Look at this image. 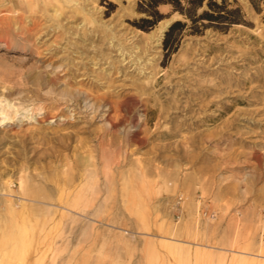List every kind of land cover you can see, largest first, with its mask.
Masks as SVG:
<instances>
[{
    "label": "rangeland",
    "instance_id": "rangeland-1",
    "mask_svg": "<svg viewBox=\"0 0 264 264\" xmlns=\"http://www.w3.org/2000/svg\"><path fill=\"white\" fill-rule=\"evenodd\" d=\"M236 2L163 49L168 5L0 0V264H264V0Z\"/></svg>",
    "mask_w": 264,
    "mask_h": 264
},
{
    "label": "trees",
    "instance_id": "trees-1",
    "mask_svg": "<svg viewBox=\"0 0 264 264\" xmlns=\"http://www.w3.org/2000/svg\"><path fill=\"white\" fill-rule=\"evenodd\" d=\"M248 2L258 9V0ZM159 5H168L169 13H177L182 18L173 20L164 32L163 49L167 48L168 37L174 28L186 26L191 33L199 34L207 27L224 30L232 24L244 22L236 0H136L135 10L142 15L133 24L140 29L152 27L163 17Z\"/></svg>",
    "mask_w": 264,
    "mask_h": 264
},
{
    "label": "bare ground",
    "instance_id": "bare-ground-1",
    "mask_svg": "<svg viewBox=\"0 0 264 264\" xmlns=\"http://www.w3.org/2000/svg\"><path fill=\"white\" fill-rule=\"evenodd\" d=\"M4 106H8L7 101L4 103ZM7 118L5 117L4 113L0 110V122L5 121Z\"/></svg>",
    "mask_w": 264,
    "mask_h": 264
}]
</instances>
